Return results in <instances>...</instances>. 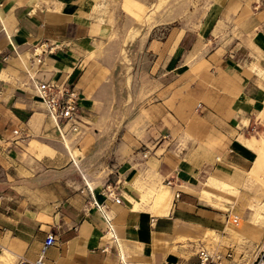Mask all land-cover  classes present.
Wrapping results in <instances>:
<instances>
[{"label":"crops","instance_id":"0c3cea01","mask_svg":"<svg viewBox=\"0 0 264 264\" xmlns=\"http://www.w3.org/2000/svg\"><path fill=\"white\" fill-rule=\"evenodd\" d=\"M196 4L207 7L192 19L197 33L181 36L162 85L135 112L124 109V72L135 65L123 52L141 40L143 18L156 28L174 21L167 13L140 0H0V248H12L13 264H35L49 232L57 244L44 264H192L199 244L183 240L212 232L216 248L240 244L227 219L242 207L224 211L202 194L242 191L264 150V0ZM39 81L79 92L78 141L60 137ZM131 120L145 129L130 130ZM165 187L171 208L156 216ZM246 223L241 239L259 246L260 228H235Z\"/></svg>","mask_w":264,"mask_h":264},{"label":"rangeland","instance_id":"374dc122","mask_svg":"<svg viewBox=\"0 0 264 264\" xmlns=\"http://www.w3.org/2000/svg\"><path fill=\"white\" fill-rule=\"evenodd\" d=\"M140 1L144 4L154 3L152 15H164L167 13L168 18L174 21L164 24L158 23L157 27L153 28L156 23L150 22V17L146 19L143 18L139 26L140 31L143 33L141 40L136 41L130 46L128 51L123 52L122 58L124 64L128 67H131L133 64L135 65V70L127 69L124 72L125 76L128 77V81L125 82L124 98L126 99V103L124 109L125 111L130 110L135 112L148 105L151 99L150 95L153 94L155 89H158L162 85L165 73L164 66L172 49L178 44L181 36L185 33L190 35L197 33L199 23L192 21V19L195 18L197 14H202L204 10L207 9V7L197 6V0ZM125 8L131 11V4L126 3ZM144 13L145 12L142 10L141 16H143ZM122 27L124 32H129V38H132L133 34H135L133 27L129 29V23H124ZM149 33L150 41L153 40L151 44L148 43L149 39L147 38ZM188 41L194 42V40L191 39ZM205 42L207 44L206 47L204 43L201 45L205 47L206 50L213 47L212 42L209 40H205ZM262 116L264 117V115ZM140 122V120H131L129 123L130 130L138 128L139 126H141L139 128L142 130L145 129ZM260 122H264V120L261 121L260 119ZM77 139H69V142L78 141ZM97 171H100L97 174L101 175L103 168H99ZM206 198L208 202L216 207L222 208L224 211H226L224 204L235 205L237 203V206L242 207L244 210V216L236 212H228L227 220L230 225H237L233 220H238L240 224L247 220L252 223L253 226L260 228L264 237V150L261 151L260 160L251 171L250 175H248V179L242 191L236 190L235 186L231 188L223 184L222 189L219 188L217 192L209 193ZM242 227L243 228L234 227L235 231H229V236L238 239L240 244L235 245L229 243L227 239H224V250L216 248V243L222 241V239L214 234H210L212 232L207 234L208 237L204 236V238H200L199 240H185L184 246L187 249H191L192 246L199 244L197 246V252L200 248H207L211 251H221L225 254L230 251L232 253V258L228 259L224 264H248L251 261L253 262L258 255L255 253L258 246H256V243L252 244V242L247 239H241L240 234L245 227H247V223ZM211 235H214V239L211 238ZM4 249H9V247H5ZM0 251L3 253L2 248H0ZM195 258L197 259L196 255ZM195 262L196 261L193 263Z\"/></svg>","mask_w":264,"mask_h":264},{"label":"built area","instance_id":"2783aa9c","mask_svg":"<svg viewBox=\"0 0 264 264\" xmlns=\"http://www.w3.org/2000/svg\"><path fill=\"white\" fill-rule=\"evenodd\" d=\"M36 64H42L41 54L34 53ZM37 93L40 100L45 105L47 115L54 122L60 137L66 141L69 139H77L83 135V116L80 106L81 97L75 87L56 81H39L36 84ZM16 135L20 132L16 131ZM143 156L148 157V152L144 151ZM172 185L171 181L166 182ZM108 196L112 197L113 191H107ZM179 197V194H176ZM116 203H120L119 198H115ZM238 224V220H234ZM56 234L49 232L43 243L42 255L35 264H44L43 256L45 252L56 246ZM196 262L193 264H223L226 260L232 258V253L228 251L226 254L221 251H211L207 248H200L196 254ZM252 264H264V247L258 253Z\"/></svg>","mask_w":264,"mask_h":264},{"label":"bare ground","instance_id":"6f19581e","mask_svg":"<svg viewBox=\"0 0 264 264\" xmlns=\"http://www.w3.org/2000/svg\"><path fill=\"white\" fill-rule=\"evenodd\" d=\"M209 192L208 191H204L203 192V197H208ZM171 193L170 190L165 187L163 190H161L155 197V210L154 213L156 216H163V215H167L169 213V210L171 208ZM136 206V205H135ZM136 208V207H135ZM235 219V218H232ZM234 221V220H233ZM232 221V222H233ZM235 225H228V229L229 231H235ZM261 236V235H260ZM185 241V240H183ZM214 241V240H213ZM264 247V237L262 238L259 246L257 247L255 253H259ZM214 248V247H211ZM12 248L10 247L9 250L4 249L3 253L0 255V264H13L15 257L12 253ZM253 262H249L248 264H252Z\"/></svg>","mask_w":264,"mask_h":264}]
</instances>
